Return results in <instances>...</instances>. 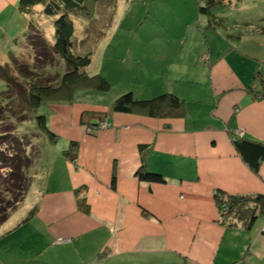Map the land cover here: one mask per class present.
<instances>
[{"label": "crops", "instance_id": "obj_1", "mask_svg": "<svg viewBox=\"0 0 264 264\" xmlns=\"http://www.w3.org/2000/svg\"><path fill=\"white\" fill-rule=\"evenodd\" d=\"M19 1L0 0V40L26 26ZM243 24L227 27L232 44L204 48L197 65L174 61L177 75L137 95L120 89L137 99L175 94L183 115L169 103L154 113L115 111V101L44 105L57 135L46 147L56 150L32 211L50 249L61 248L50 263L264 264V215L247 227L225 222L220 209L230 195H264V160L253 170L235 145L264 142V25ZM10 40L0 41L3 51ZM71 142L78 146L66 154ZM141 169L165 181L143 180Z\"/></svg>", "mask_w": 264, "mask_h": 264}, {"label": "rangeland", "instance_id": "obj_2", "mask_svg": "<svg viewBox=\"0 0 264 264\" xmlns=\"http://www.w3.org/2000/svg\"><path fill=\"white\" fill-rule=\"evenodd\" d=\"M229 1L231 3L229 7L217 6L213 10L215 14L226 17L224 25L216 24L210 28H207L208 16L198 11L197 0H101L97 4L91 2L92 8L94 7L91 9L92 12H95L96 9L97 16L95 18L94 16L71 15L76 27L73 51L75 54L91 53L93 64L89 68V74H102L111 86L104 92L78 88L72 96L73 101L69 99L55 101H72V103H67L71 107L79 105L106 106L123 94L120 89L124 87L126 90L136 88L137 95L139 92L147 91L158 85V77L177 75L178 69L183 68L178 67L174 61L180 63L184 61L181 63L184 66L197 65V60L204 48L206 50L210 47L215 49L220 43L222 44L219 46H225L228 43L231 45L232 39L227 40L225 33L227 27L234 28L237 23L241 28H244V21L264 25V0H226V2ZM40 6L34 7L32 17L36 20L39 29L44 30L47 39L53 43L55 41L54 21L57 17L45 16ZM85 31L90 33L87 34V37ZM24 32L25 30L21 29L11 30L8 32L11 34H8L7 39L12 40L14 37L23 39L15 48V52H17L18 61L27 64L30 68L34 67V62H37L38 57L43 54L40 49L45 48L41 43L42 39H39L40 42L36 45L25 40ZM43 35L41 34V36ZM5 39L0 41H6L7 39ZM50 43L48 46H51ZM1 54L0 61L3 62L6 56H8L7 62L10 60V53L3 52ZM201 59L204 63L202 57ZM15 62L18 64L17 61ZM40 62L42 61L38 59V63ZM60 64L61 60L58 58L54 64L46 65L42 62L34 74L42 76L43 82L54 81L60 76L58 71ZM5 65L9 72V69L14 71L18 69L12 61ZM60 69L61 73L65 72L64 65H61ZM1 72L0 69V74H2ZM12 73L16 75L17 72ZM43 73L49 76L51 74V76H44ZM37 75H34V78ZM16 79L21 80L18 73ZM22 82L14 85L17 94L13 98L5 99L3 97L0 101L5 110L19 115L25 106L24 95L20 92V87L24 86ZM3 87L0 82V90ZM119 93L121 94L118 95ZM43 108L44 105L39 108L37 113H42ZM10 111L8 115L12 114ZM20 124H22L23 131L31 137L30 139L37 138L38 130L33 120L23 123L20 121ZM11 127L13 128V125L8 126L7 123H0V130H9ZM22 139L23 143L29 140L27 136ZM34 142L43 152L38 160L42 165L37 163L34 168H31V175L35 178L23 204L0 229V264H52L50 263L52 262L51 256L59 257L62 254L61 248L50 249L47 245V236H41L44 226L35 217L33 218L34 214L27 219L38 201L36 187L40 189L43 186L40 172L43 173L46 166L51 163L50 159L55 155L56 150V147L42 148L40 144L43 142V138L42 141L36 139ZM0 149L4 148L0 147ZM50 151L53 152L51 157ZM5 169L0 167V175L6 172ZM55 263L62 264L56 260Z\"/></svg>", "mask_w": 264, "mask_h": 264}, {"label": "trees", "instance_id": "obj_3", "mask_svg": "<svg viewBox=\"0 0 264 264\" xmlns=\"http://www.w3.org/2000/svg\"><path fill=\"white\" fill-rule=\"evenodd\" d=\"M98 1L101 0L19 1L18 10L27 15L23 35L26 38L25 40H29L32 44L36 45L39 44V39H42L41 43L45 49H40L43 54L38 59L48 65L54 64L58 58L61 60V64L58 70L60 76L54 81L43 82L42 76L34 74L38 69V65L42 62L38 63L37 59V62H34V67H30V69L27 64L18 61L19 58L16 55L15 48L23 39L14 37L10 40V44L5 47L4 51L0 48V53L11 54L8 62V56L3 59V62L0 61V69L2 70L0 82L4 86L0 90V101L3 97L5 99L13 98L17 94V89L14 88V85L20 81H23L24 86L20 87V92L24 95L23 100L25 101L24 109L20 111V115L10 110L12 114L8 115L9 111L5 110L4 106L0 103V123H7L8 126L13 125V128L11 127L9 130H0V147L5 149H0V165H2L0 167L4 169L7 167L5 169L6 172L0 175V229L23 204L32 184L34 176L31 175V168L35 167L39 162L40 155L43 153L40 147L35 145L34 140L38 139L42 141L43 138V142L40 144L43 148L57 139V135L49 127L48 119L43 109L42 113H37L39 108L46 103L55 102V100H72V96L78 88L95 89L104 92L109 90L111 86L102 74H89V68L93 64L91 53L75 54L73 51L76 27L71 15L94 16L95 18L97 16L96 9L95 12H92L91 9L94 8H92L93 2L97 4ZM197 4L199 13L208 16L209 26L211 27L216 24L222 25L226 20V17L215 14L213 10L217 6L229 7L231 5L230 1L226 2V0H197ZM38 5H41L42 13L45 16L57 17L54 21L55 41L53 43L47 39L44 30L41 29V31L39 29L36 20L32 17L34 7ZM86 29L88 28L86 27ZM40 33L44 34V37ZM87 34L89 35L90 33H86V37ZM48 43L51 46H48ZM13 58L16 60H12ZM11 61L14 65L15 61L18 62L15 65L18 69L15 71L18 73V76L20 75L21 80L16 79L17 73L16 75L12 73L15 72L14 70L9 69L10 72L7 70L5 64ZM61 65L65 66L64 73H61ZM43 74L47 77L51 76V74L50 76L45 73ZM34 75L37 76L34 78ZM160 103H169L172 108L171 111H175L176 115H183L186 112L184 102L177 95L171 93H166L152 99H137L133 92H128L115 100L113 109L121 112H133L135 108H141L149 109L150 113H154V110ZM6 119L8 120L5 121ZM27 120H33L38 130L36 133L38 136L34 140L30 139L31 137L21 128L22 124H20V121L23 123ZM26 136L29 140L23 143L22 138ZM235 145L245 162L253 170L258 171L264 160V142L240 138L235 140ZM77 146L78 144L71 142L69 149L65 150V153L70 154ZM75 155L76 152L73 153V156ZM138 175L141 179L147 181H165L163 175L145 169H141ZM113 178V181H115V175ZM220 206L225 222L229 224L242 223L250 227L257 217L264 215V195H230L228 196V201L223 204L221 202Z\"/></svg>", "mask_w": 264, "mask_h": 264}, {"label": "built area", "instance_id": "obj_4", "mask_svg": "<svg viewBox=\"0 0 264 264\" xmlns=\"http://www.w3.org/2000/svg\"><path fill=\"white\" fill-rule=\"evenodd\" d=\"M110 125H111L110 122H109L108 120L105 119V120H103V121L100 123V128H101V129H105V128L109 127ZM238 133H239L240 135H242V134H243V131L239 130Z\"/></svg>", "mask_w": 264, "mask_h": 264}]
</instances>
